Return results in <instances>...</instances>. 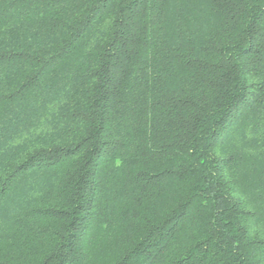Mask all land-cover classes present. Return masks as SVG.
Returning a JSON list of instances; mask_svg holds the SVG:
<instances>
[{
	"label": "trees",
	"instance_id": "16d2710c",
	"mask_svg": "<svg viewBox=\"0 0 264 264\" xmlns=\"http://www.w3.org/2000/svg\"><path fill=\"white\" fill-rule=\"evenodd\" d=\"M0 264H264V0H0Z\"/></svg>",
	"mask_w": 264,
	"mask_h": 264
}]
</instances>
